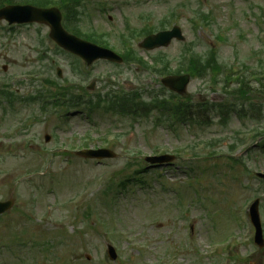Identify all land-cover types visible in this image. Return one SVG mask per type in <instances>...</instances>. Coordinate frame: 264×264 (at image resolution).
<instances>
[{
    "label": "rangeland",
    "instance_id": "rangeland-1",
    "mask_svg": "<svg viewBox=\"0 0 264 264\" xmlns=\"http://www.w3.org/2000/svg\"><path fill=\"white\" fill-rule=\"evenodd\" d=\"M97 4L106 6L104 13L98 12ZM83 7L81 28L108 33L109 44L117 51H123L117 36L126 22L133 29L145 25L160 28L159 22L176 9L186 45L196 42L198 52L215 48L218 61L233 73L239 74L243 64L247 75L264 72V11L260 9H264V0H89ZM193 7L209 12L212 21L208 26L202 24L193 30L189 22ZM108 15L112 22L107 20ZM216 36L225 41H217ZM46 37L43 26L8 30L0 22V78H19L20 73L34 71L40 75L33 85L28 75L21 78L23 83L13 85L25 98L44 92L42 76L82 87L94 83L93 90L87 92L92 100L111 91L159 90L158 76L127 65L97 62L86 68L82 63V75L76 77L69 68L73 59L55 54ZM183 47L173 42L161 51L175 66ZM135 49L145 60L156 54L142 52L137 45ZM42 52H48L49 57L38 59ZM3 65L7 66L5 74ZM56 68L61 69L60 78L56 77ZM223 84L224 77L218 84L193 79L186 93L190 98L186 99L237 105L239 98L226 95ZM230 86L238 85L230 82ZM254 86V108L246 106L247 117L238 119L233 113L236 107L226 105L231 111L226 120L209 111L206 115L211 120L199 125H174L176 133L170 131L166 119L156 121L155 116L134 120L103 110L82 113L85 109H80L69 110L65 120L57 115L43 121L45 116L35 104L16 103L14 110L2 106L0 140L12 150L0 141V199L12 197L14 205L0 218V264H162L170 249L171 264H200L197 255L215 252L217 247L220 264H264V250L250 243L253 235L245 224V203L259 199L264 234V183L254 176L264 173V149H252L244 158L245 167L228 159L232 155L230 146L247 139L253 127H259L264 135V89L256 83ZM195 119L199 121L200 114ZM46 134L50 136L48 143L44 141ZM30 140L36 144L31 150L23 149L22 143L28 145ZM84 143L88 148L106 147L116 158L85 161L72 155ZM243 150L239 147L236 155L246 154ZM163 152L175 156L171 167L144 173L146 185L118 186L120 180L145 166V156ZM226 238L231 245L221 247L219 243ZM108 244L118 254L115 263L106 259ZM200 259L203 264H213Z\"/></svg>",
    "mask_w": 264,
    "mask_h": 264
},
{
    "label": "water",
    "instance_id": "water-1",
    "mask_svg": "<svg viewBox=\"0 0 264 264\" xmlns=\"http://www.w3.org/2000/svg\"><path fill=\"white\" fill-rule=\"evenodd\" d=\"M4 19L9 24H23V23H40L46 24L50 28L49 37L54 40L60 47L77 54L87 60L88 63L93 62L96 59H108L110 61H120L112 53L96 48L95 46L83 43L67 35L60 26V15L56 9H36L29 6H14L7 7L0 10V20ZM172 37L180 38L178 30L173 29L171 32L161 33L159 35L147 38L141 45L144 48L151 49L158 46L167 45ZM175 79H166L163 81L169 88L175 89L178 92L180 90L181 84L174 83ZM83 155V154H82ZM89 158H110L113 155L106 150H99L94 152L84 153ZM167 159V158H165ZM151 161L159 162L158 159H153ZM162 161V160H161ZM160 161V162H161ZM256 204L251 210L253 221L256 226V242L261 243L260 229L258 225L257 215H256Z\"/></svg>",
    "mask_w": 264,
    "mask_h": 264
},
{
    "label": "trees",
    "instance_id": "trees-1",
    "mask_svg": "<svg viewBox=\"0 0 264 264\" xmlns=\"http://www.w3.org/2000/svg\"><path fill=\"white\" fill-rule=\"evenodd\" d=\"M12 2V0H0V6L6 4V3H10ZM25 2L27 3H32L36 6H39V7H46L48 5H51V2L47 1V0H36L34 2H29V0H26Z\"/></svg>",
    "mask_w": 264,
    "mask_h": 264
}]
</instances>
